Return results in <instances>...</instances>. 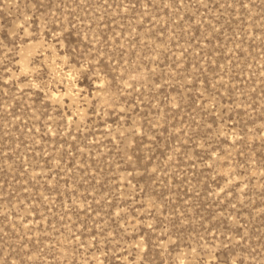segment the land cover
I'll list each match as a JSON object with an SVG mask.
<instances>
[{
    "label": "rangeland",
    "instance_id": "rangeland-1",
    "mask_svg": "<svg viewBox=\"0 0 264 264\" xmlns=\"http://www.w3.org/2000/svg\"><path fill=\"white\" fill-rule=\"evenodd\" d=\"M0 264H264V0H0Z\"/></svg>",
    "mask_w": 264,
    "mask_h": 264
}]
</instances>
